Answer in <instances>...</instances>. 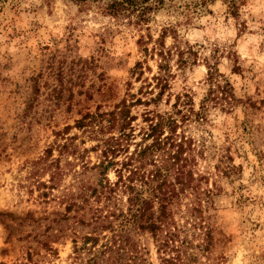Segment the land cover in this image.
<instances>
[{"label":"rangeland","instance_id":"374dc122","mask_svg":"<svg viewBox=\"0 0 264 264\" xmlns=\"http://www.w3.org/2000/svg\"><path fill=\"white\" fill-rule=\"evenodd\" d=\"M208 73L235 101L207 100L204 120L181 125L206 146L196 159L214 193L196 264H264V0H0V264H66L77 220L100 204L88 186L105 142L120 139L119 161L146 143L147 111L197 110ZM221 156L230 174L212 168Z\"/></svg>","mask_w":264,"mask_h":264},{"label":"trees","instance_id":"16d2710c","mask_svg":"<svg viewBox=\"0 0 264 264\" xmlns=\"http://www.w3.org/2000/svg\"><path fill=\"white\" fill-rule=\"evenodd\" d=\"M207 78L214 87L202 98L197 110L188 106L182 111L176 105L178 101H174L172 111H147V124L140 139L146 143H135L119 161H113L110 155L120 150V139L105 142L102 158L95 166L102 177L97 186H88V197L100 204L88 207L90 213L85 222L77 220L86 229L71 239L66 264H151L146 241L151 244L157 264H196L198 256L208 259L214 227L206 212L212 208L214 193L204 185L210 172L199 170L196 159L206 146L184 134L181 125L190 116L196 121L204 120L207 100L231 107L235 99L227 81L220 84L211 73ZM157 80L161 81V77ZM163 87L165 80L159 91ZM186 104L188 101L182 102V106ZM94 117L85 113L74 125L80 128L86 125V118ZM110 120L118 121L121 129L131 118L122 105L117 113H111ZM225 159L228 156H221L212 168L227 175L233 165L224 164ZM108 169H113V181L106 177ZM116 192L123 199H117ZM73 204H67L65 209Z\"/></svg>","mask_w":264,"mask_h":264}]
</instances>
